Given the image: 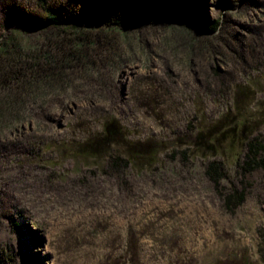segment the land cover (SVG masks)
Instances as JSON below:
<instances>
[{
  "label": "rangeland",
  "instance_id": "rangeland-1",
  "mask_svg": "<svg viewBox=\"0 0 264 264\" xmlns=\"http://www.w3.org/2000/svg\"><path fill=\"white\" fill-rule=\"evenodd\" d=\"M69 1L94 22L85 28L127 3L137 19L97 71L30 101L0 136V264H264V169L246 174L233 212L206 174L222 162L230 187L243 141L264 135V0ZM171 4L219 18L220 31L195 37L164 18ZM11 15L0 14V40L16 34ZM12 16L26 24L19 38H40L25 13ZM111 120V146L82 152ZM208 134L221 136L218 152L201 143Z\"/></svg>",
  "mask_w": 264,
  "mask_h": 264
},
{
  "label": "trees",
  "instance_id": "trees-1",
  "mask_svg": "<svg viewBox=\"0 0 264 264\" xmlns=\"http://www.w3.org/2000/svg\"><path fill=\"white\" fill-rule=\"evenodd\" d=\"M163 8L175 13L165 16L166 20L184 26L195 37L215 35L220 31L222 24L219 18L193 16L187 9H179L172 4L160 7ZM135 11V3L124 4L120 13L108 20H100L99 28H85L84 23L93 25L94 22L69 0H0L1 18L22 12L34 25L41 28V35L37 40L31 36L19 38L17 33L26 34L23 28L26 24L17 22L11 15L10 20L14 21L12 25L16 34L10 32L0 40V136L21 126L25 119L22 117L26 110L24 106L30 101L66 91L72 86L74 77L97 71L99 60L107 53L115 52L121 39H126L122 25L137 19ZM1 18L2 33L7 22L4 23L6 20L2 21ZM118 127L115 120L107 122L103 134L95 138L96 141L88 140L82 152L84 150L86 154L97 155L103 145L110 147L115 137L120 135ZM213 137L211 134L205 138L201 136L200 141L205 148H210L209 151L218 152L221 136ZM243 144L246 147L243 157L239 154L235 157L240 178L236 182L232 181L230 187L223 184L227 172L222 162L211 160L206 165L209 180L223 197L225 209L230 212L246 201L249 184L245 180L246 174L256 168L264 169V135L245 139ZM110 158L111 164L116 168L121 169L131 164L130 157L125 159L120 155H111ZM9 259L12 260L10 257ZM27 262L35 264L32 258H28Z\"/></svg>",
  "mask_w": 264,
  "mask_h": 264
}]
</instances>
